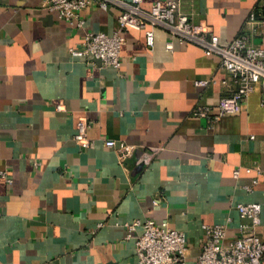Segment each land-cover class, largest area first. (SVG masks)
<instances>
[{"label":"crops","instance_id":"0c3cea01","mask_svg":"<svg viewBox=\"0 0 264 264\" xmlns=\"http://www.w3.org/2000/svg\"><path fill=\"white\" fill-rule=\"evenodd\" d=\"M44 1L0 0V264H137L143 227L128 237V225L147 218L185 231L187 264H199L204 224L228 223L229 238L251 225L240 202L262 204L264 238V82L240 113L197 116L198 104L229 93L219 55L189 41L170 49L162 28L152 47L130 28L121 68L105 65L71 50L91 30L113 33L120 9L88 7L78 27ZM262 1L182 7L224 44L250 32L264 47V21L248 24ZM81 119L92 147L75 138ZM108 138L136 149L121 160Z\"/></svg>","mask_w":264,"mask_h":264},{"label":"built area","instance_id":"2783aa9c","mask_svg":"<svg viewBox=\"0 0 264 264\" xmlns=\"http://www.w3.org/2000/svg\"><path fill=\"white\" fill-rule=\"evenodd\" d=\"M145 0H45L44 4L57 10L71 26H84L86 18L82 11L93 5L108 9L117 6L120 9L118 26L113 33L105 31H89L80 47H73L72 54H87L100 59L105 65L117 68L122 66V47L126 41L125 31L134 28L145 30L147 42L155 45L156 28L166 30L171 38L168 47L173 49L176 40L179 42H194L202 46L208 54L221 57L223 67L229 77L224 83L229 86V93L220 97L216 105L200 103L194 109V114L218 120L222 115L241 112L244 101L256 88L259 82H264V47L254 43L250 32L240 33L230 43L224 44L213 28L204 22H196L191 15L183 10L182 0H156L151 9L143 6ZM264 21V0L260 8L254 10L248 19V24ZM214 79L202 78L196 83L207 86ZM264 105V98L262 99ZM63 109V104L58 105ZM217 108V109H216ZM90 122L81 119L77 125L76 140L82 147H92L95 140L89 135ZM254 137V136H253ZM108 146L116 147L121 160L131 155L136 146L114 138L106 140ZM146 155L142 162L149 160ZM251 170V168H248ZM240 168L235 175L240 174ZM252 190V187H249ZM240 215L252 221L244 224L240 235L228 237V223L204 224L206 241L199 264H263L264 238L256 231L262 223L263 206L259 202L237 205ZM232 221V217L227 219ZM142 226V231L136 239L137 264H187V233L175 228L169 220L157 222L152 218L144 221L136 220L129 224L128 237Z\"/></svg>","mask_w":264,"mask_h":264}]
</instances>
